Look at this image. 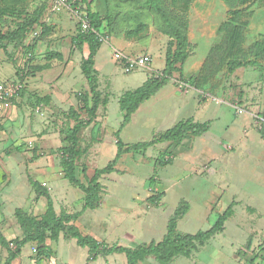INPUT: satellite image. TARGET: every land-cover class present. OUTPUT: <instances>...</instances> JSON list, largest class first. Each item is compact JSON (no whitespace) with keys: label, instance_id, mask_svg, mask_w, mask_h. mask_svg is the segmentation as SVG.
Returning <instances> with one entry per match:
<instances>
[{"label":"rangeland","instance_id":"obj_1","mask_svg":"<svg viewBox=\"0 0 264 264\" xmlns=\"http://www.w3.org/2000/svg\"><path fill=\"white\" fill-rule=\"evenodd\" d=\"M94 2L91 8L103 23L92 67L96 89L92 94L81 70L88 47L77 48L72 41L79 21L73 10L79 5L72 6L74 1L69 0L68 7L55 11L54 0H0V34L5 36L0 49L18 66L19 81L34 76L38 69L70 61L57 85L64 94H57L54 104L52 96L40 97L38 90L25 101L27 88L11 100L14 104L20 98L28 115L20 128L22 135L8 133L0 140L1 235L12 241L27 234L17 210L38 223L48 219L45 191L56 217L81 212L67 226L73 224L110 246L129 248L161 242L183 202L188 209L177 221L181 235L209 231L232 206L233 213L219 234L189 257L179 256L168 264H248L252 258V263L264 264V130L258 123L264 114V61L257 66L250 65L253 58L248 65L232 62L202 88H196L193 77L219 42L218 28L233 8L224 0H166L168 13L186 26V57H172L175 69L166 85L123 125L126 112L121 100L151 78H166L169 52L175 54L178 45L148 9V0ZM258 3L241 0L238 7L257 12L247 47L264 41V11ZM118 52L149 56L152 62L148 69L125 74L118 65ZM0 79L5 81L1 75ZM182 83L189 87L180 88ZM186 121L207 124L208 131L158 141L161 134ZM76 124L81 127L76 176L86 186L96 170L116 158L118 131L125 146L149 144L124 153L114 172L97 177L103 192L96 210H84L85 193L63 177V146L68 129ZM31 180L41 188L32 186ZM28 229L38 234V226ZM43 236L25 245L12 264L92 263L89 248L77 245L65 230L46 231ZM71 239L72 248L64 241ZM10 247L16 249L13 244ZM8 257L0 243V264H6ZM106 258L110 264H127L125 254L99 256L93 264H105ZM139 264L161 263L148 257Z\"/></svg>","mask_w":264,"mask_h":264},{"label":"trees","instance_id":"obj_2","mask_svg":"<svg viewBox=\"0 0 264 264\" xmlns=\"http://www.w3.org/2000/svg\"><path fill=\"white\" fill-rule=\"evenodd\" d=\"M74 5H79L80 9H84L87 14L90 29L84 31L82 29L81 22H78V32L72 38L73 44L82 49L84 46L88 47L89 55L87 59H84L81 64L82 74L85 76L88 86L92 92L95 93V78L92 73V67L94 65V58L100 47V31L102 26L101 15L92 10V5L96 0H73ZM108 2L110 0H107ZM139 3L141 0H138ZM148 9L166 26V32L170 31L172 38L177 41L178 49L175 54L171 55L169 52V58L167 59V68L164 71L166 78H151L147 81L146 86L136 90L135 92L127 94L120 102L121 109L126 112L123 125L130 121V117L134 114L139 106L147 99H149L159 89H162L166 83L167 78L172 75L174 71L175 59L180 56L186 57V47L188 42V34L186 32V26L177 16H171L166 9V0H148ZM226 5L233 8L229 17L220 24L217 37L219 42L214 45L208 56L201 64L200 70L195 77L196 88H202L203 84L213 79L214 76L222 73L228 68L229 64L234 62L238 65H248L250 58L254 60L250 65H260L259 62L264 61V41H255L252 45L246 46L247 36L250 32V26L254 22V17L257 14L255 9L249 11L240 10L239 4L241 0H224ZM258 8L264 11V0H259ZM177 20V24L175 21ZM165 32V33H166ZM5 36L0 34V45L5 41ZM61 57V56H60ZM49 68L46 66L41 68L45 70ZM24 90L19 92V95ZM94 113V112H93ZM88 125V124H87ZM86 125V126H87ZM2 125L0 124V129ZM83 127V126H82ZM81 127L76 124L73 129H68V135L66 137L65 145L63 146L62 157V171L63 177L73 186L80 188L85 193L84 210H96L99 209L102 203L103 187L97 181V177L104 174H111L115 171V165L118 159L124 154L132 151H139L141 148H146L149 144L140 143L132 146H125L120 138L119 131L116 133L117 139V155L105 168L96 170L90 183L86 186L76 176V159L79 153L78 133ZM208 131L207 124L192 123L191 121L181 122L174 125L172 128L164 132L158 137V141L167 142L174 141L184 137L187 134L193 136H200ZM31 184L34 187L41 188L36 182L31 180ZM48 199V219H44L42 223L35 222V220L27 215L22 210L16 211V216L21 224L22 228L27 234L22 239H14L8 241L0 233V243L4 246L9 253V257L6 260V264H11L20 254L21 249L30 242L41 241L44 238V232L52 231L58 233L65 230L68 235L75 239L77 244L81 247L89 248V260L95 261L99 256H109L113 254H125L127 264H139L144 262L148 257H154L161 264H168L174 258L179 256L189 257L193 251L199 246L205 245V243L211 238L215 237L221 232L223 222L227 220L233 213V207L227 208L224 214L217 220L216 225L206 232H198L195 235H181L177 232V221L186 213L188 205L183 202L182 205L175 211L174 215L170 219L168 230L163 240L159 243H150L149 245H142L136 248H129L124 246H110L105 242L98 241L91 235L83 234L75 225H68L70 220H74L81 215L80 213L70 216L56 217L52 208V201L47 194L43 192ZM50 216V217H49ZM38 226V234H33L28 227ZM15 245L16 249L13 250L10 245ZM254 262V260L252 261Z\"/></svg>","mask_w":264,"mask_h":264},{"label":"crops","instance_id":"obj_3","mask_svg":"<svg viewBox=\"0 0 264 264\" xmlns=\"http://www.w3.org/2000/svg\"><path fill=\"white\" fill-rule=\"evenodd\" d=\"M84 47L82 49H84ZM86 51H88V50L84 49V52H86ZM63 58H65V55ZM115 62L118 63L119 61L117 62L115 60ZM151 62H152V58H151ZM63 63H64L63 66H58L55 63L51 67H49L45 70L38 69L35 72L34 76L27 77L24 80L20 79L21 81H19L18 72H17L18 66L14 65V63L7 56V53L0 49V75L5 78V81L0 79V83H18V82L20 83L21 82L20 84L23 85L22 90H24V88L28 89L25 101H27V99L29 97V93H32L33 91L38 90V92H40L39 93L40 97H43L46 94L47 95L49 94L50 96H52V98H53L52 102L54 104L55 99H56V95L57 94H64V92H62L63 87H59L57 85H58V83H60L62 81V79L66 75L67 67L70 64V61H69V59H64ZM118 65L123 69L122 64L120 62ZM149 65L147 66V68H143V69H148ZM125 74H128V73H125ZM36 85H38L39 88ZM181 85L183 86V87H180L182 89L189 87V84H187V83H182L179 86H181ZM65 91H67V90H65ZM16 101L19 102L17 105L15 104ZM16 101L14 102V104L11 101L10 107H9V109L5 115V118L3 119L2 123H1L2 127L0 129V140L3 139L6 135H8V133H10L13 136L17 135L18 137H19V135H22V133H23L20 128H22V126L24 124L23 119L25 118V116L28 115L27 114L28 112L26 111V108L21 105L20 98L19 99L17 98ZM19 129H20V131H19ZM16 131H18L19 133L15 134ZM15 145L16 144H14L13 147H15ZM9 150L10 149L7 150L8 153H10ZM43 185L45 186L46 184L43 183ZM93 236L98 241L102 242L98 236H95V235H93ZM64 241H65V243H67V245L70 248H72V239L67 240V241L64 240ZM17 259H18V257L14 261L19 260V259L18 260ZM108 259L109 258H106L105 264H110V261ZM98 260H99V257L95 261H91L92 263H88V264H93ZM253 260L254 259L252 258V260L249 261L251 263L248 262V264H254V263H252ZM14 261H12V262H14ZM12 262H11V264H12ZM63 264H72V262L67 261V262H63Z\"/></svg>","mask_w":264,"mask_h":264},{"label":"built area","instance_id":"obj_4","mask_svg":"<svg viewBox=\"0 0 264 264\" xmlns=\"http://www.w3.org/2000/svg\"><path fill=\"white\" fill-rule=\"evenodd\" d=\"M69 0H54V10L59 11L62 8L68 7ZM73 6V5H72ZM74 13L78 16L79 22L82 24V29L87 31L90 29L87 14L82 9L75 8ZM117 61L122 64L125 73H132L138 69L147 68L151 63L149 56H127L120 54L116 55ZM180 87H183L182 85ZM23 85L20 83H0V124L2 123L5 115L10 107L11 100L19 95ZM259 126L264 130V114L258 117Z\"/></svg>","mask_w":264,"mask_h":264}]
</instances>
